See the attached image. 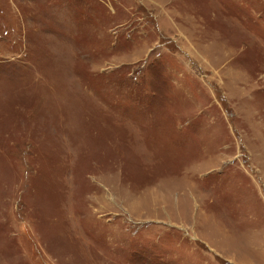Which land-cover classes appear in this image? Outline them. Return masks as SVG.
Returning a JSON list of instances; mask_svg holds the SVG:
<instances>
[{"label":"rangeland","instance_id":"374dc122","mask_svg":"<svg viewBox=\"0 0 264 264\" xmlns=\"http://www.w3.org/2000/svg\"><path fill=\"white\" fill-rule=\"evenodd\" d=\"M0 264H264V0H0Z\"/></svg>","mask_w":264,"mask_h":264}]
</instances>
